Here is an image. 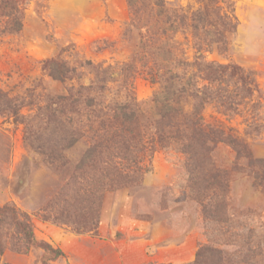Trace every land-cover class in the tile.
Returning a JSON list of instances; mask_svg holds the SVG:
<instances>
[{
	"label": "rangeland",
	"instance_id": "rangeland-1",
	"mask_svg": "<svg viewBox=\"0 0 264 264\" xmlns=\"http://www.w3.org/2000/svg\"><path fill=\"white\" fill-rule=\"evenodd\" d=\"M156 5L194 16L153 47L143 23ZM134 8L147 14L137 28L128 0H28L22 31L0 37V91L17 99L16 115L0 113V208L28 217L36 240L63 252L52 259L27 245L13 218L4 217L0 264H264V0H136ZM166 42L177 73L203 70L194 62L233 65L254 81L247 87L228 73L220 84L198 79L211 91L198 113L201 126L237 140L210 142L216 168L228 173L219 217L202 212L184 156L172 147L145 146L134 166L142 168L137 181L121 189L102 185V169L76 170L89 146L88 123L81 105H66L70 88L99 74L102 101L130 95L132 103L148 102L163 89L162 73L152 79L149 69ZM58 56L81 81L49 75L44 63ZM58 96L63 103L56 106L51 100ZM181 105L183 115L194 116L193 100ZM71 139L78 142L67 149ZM78 176L88 178L75 184ZM79 182L89 190L78 193ZM60 191L88 196L87 223L63 214Z\"/></svg>",
	"mask_w": 264,
	"mask_h": 264
},
{
	"label": "trees",
	"instance_id": "trees-1",
	"mask_svg": "<svg viewBox=\"0 0 264 264\" xmlns=\"http://www.w3.org/2000/svg\"><path fill=\"white\" fill-rule=\"evenodd\" d=\"M128 1L133 9V26L137 28L135 23L140 25L141 20L147 14L134 8L136 0ZM27 3L28 0H0V37L22 31ZM149 15L148 22L143 24L150 33L149 38H154L153 47L155 44L164 43L160 36H167L171 32H176V29H179L178 24L186 25L187 20L192 19V16H194L193 13H178L166 10L160 5H156L154 11L150 12ZM205 17H207V14ZM141 38H144L143 34ZM143 42H145V45L149 43L146 40H143ZM165 44L166 46L162 47L161 45L158 47L159 51L157 48L156 52L152 53L156 65L149 69L152 79L157 74L162 73L163 89L148 102L132 103L133 98L130 95H128L126 102H111L108 104L106 101H102L106 87L100 84L102 80L99 74L88 85L81 84L75 88L76 90L70 88L69 97H65L70 103H66V105L73 106L75 103L78 104L77 106L81 105L83 110L86 111L85 117L88 123L86 134L83 137L86 138L85 142L89 143V146L77 164L76 170L79 172L102 169L105 172L104 177L108 179L107 182H101L102 185H107L109 186L107 188L113 190L121 189L137 181L134 174L137 175V173L142 172V168L141 166H134L138 165L137 158L145 146L153 144L152 150H154L155 145V151L158 145L167 149L172 147L184 156L183 169L187 175V183L195 194V198L199 201L203 209L202 212L209 215L214 213L217 217L225 207V199H223L222 194L227 191L225 180L228 173L216 168L210 156L212 152L210 142L213 141V144H215L218 142L216 139H222V141L234 144L237 140L216 130H205L201 126L203 119L198 113L203 108L211 91H209L208 86L210 84L208 83L204 88H199L198 79L220 84L224 82L223 76L225 73H228L230 78H235L237 82L247 87L254 81L252 82V78L248 74L242 73L239 68L233 65L218 66L213 63L194 62L192 67H202L203 70L191 74H189V71H186L188 73H177L170 67L171 61L175 60L173 58L174 54L167 48L168 43ZM91 64L89 62V65ZM44 68L57 81L65 82L74 78L81 81L82 79L80 74H76V69H71L59 56L45 61ZM246 90L250 92V89L246 88ZM234 94L237 97L236 91ZM16 100L9 99L6 93L0 91V113L5 114L9 111L11 114L16 115V112H13L14 107H12L13 102ZM61 100L63 98L58 96L51 101L52 104L58 106L63 103ZM191 100L194 101L193 117L182 114L183 107L181 103H189ZM143 114L147 116L144 122L140 118ZM179 116L184 118L179 120ZM76 142L78 140H69L66 148L70 149ZM241 159L242 157L239 156L238 161ZM132 165L134 167L133 171L127 173L128 170H131ZM254 177L259 178L257 173ZM87 178L88 176H78L79 180L74 179L72 181L78 184V181L83 182ZM81 186L83 187L77 186L78 193L89 190L88 186L82 184ZM84 195L79 194L76 197L68 198L64 191H60L55 197L57 201L64 204L63 214H67L71 219L74 218L75 221L79 219L87 223L90 220L88 214L92 213L86 207L89 198L86 195L84 197ZM210 204L212 206L207 209ZM69 208L72 209V212L69 211ZM4 217L13 218L17 230L24 236L27 245L42 247L52 259H58L63 255L60 249H54L49 244L40 243L36 240L28 217L20 215L9 206L0 208V218ZM43 217L44 219L51 218L46 215ZM54 220L59 221L60 219L54 218ZM95 228L96 226L89 227L88 231ZM78 231H86V229L81 226L78 227Z\"/></svg>",
	"mask_w": 264,
	"mask_h": 264
}]
</instances>
